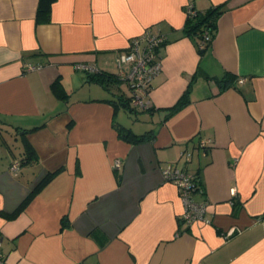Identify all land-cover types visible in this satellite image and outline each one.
<instances>
[{
    "label": "crops",
    "instance_id": "obj_1",
    "mask_svg": "<svg viewBox=\"0 0 264 264\" xmlns=\"http://www.w3.org/2000/svg\"><path fill=\"white\" fill-rule=\"evenodd\" d=\"M38 2L0 0V264H264V0H54L42 23ZM188 4L224 6L202 54L184 31ZM145 30L166 36L161 69L147 107L128 112L110 101L125 81L75 66L117 76L118 53ZM169 165L199 176L208 222L180 219Z\"/></svg>",
    "mask_w": 264,
    "mask_h": 264
},
{
    "label": "built area",
    "instance_id": "obj_2",
    "mask_svg": "<svg viewBox=\"0 0 264 264\" xmlns=\"http://www.w3.org/2000/svg\"><path fill=\"white\" fill-rule=\"evenodd\" d=\"M195 9L191 4L186 5V15H194ZM209 35L204 34L203 40H208ZM166 42V36L162 33H155L151 30H145L139 36L133 37L127 46L118 53L116 58L118 66V78L127 83L131 106L138 109L147 107L148 102L144 100L148 94L150 82L152 78L160 71V49ZM203 43L200 44V47ZM79 70L90 73L98 72V68L92 64L78 63L75 66ZM41 68L40 64H26V69L33 70ZM240 78L238 81L242 82ZM209 140H202L201 145L205 146ZM184 155V156H183ZM184 159L190 157V152L181 153ZM115 168L121 167V160L116 159L113 162ZM19 162H14L11 166L12 170H18ZM164 180L172 182L178 189L183 210L181 220L186 223L194 221L208 222L205 218L206 201H198L194 198V193L201 191L197 188L195 174L183 170L176 166H167L162 170ZM234 231L229 230L226 235L229 236Z\"/></svg>",
    "mask_w": 264,
    "mask_h": 264
},
{
    "label": "trees",
    "instance_id": "obj_3",
    "mask_svg": "<svg viewBox=\"0 0 264 264\" xmlns=\"http://www.w3.org/2000/svg\"><path fill=\"white\" fill-rule=\"evenodd\" d=\"M54 0H39L36 10V21L38 23L42 22H48L50 20V11L51 6ZM224 11L223 4L210 6L205 11H199L195 10L194 15H187L186 22L184 25V31L191 35L195 40L196 44L198 46L199 52L202 54L208 46L211 44L212 39L214 37L216 28H217V20L219 16ZM207 33L209 35L208 40H203L204 34ZM203 43V46L200 47V44ZM91 80L104 84V86H108L111 83H116L120 79L117 76H114L112 74H105L101 72L96 73H90L88 76ZM232 78V75L229 73H225V75L218 79L219 83H222V86L230 81ZM52 90L58 95L59 97H65V93L63 92L60 83L56 80L51 84ZM187 91L183 93L177 101L169 108V113H173L174 111L181 108L184 104L188 102L187 98ZM116 96L112 98L110 101L114 102L116 107H123L128 112H134L135 108L131 106V96H123V94H115ZM118 133L121 137H123L125 140L130 142H140L144 139H150L153 136L150 133H143V134H134L129 129L124 130L123 128L117 127ZM26 152V155L31 152L29 147H26L24 150ZM55 172L47 173L38 183L37 185L21 200V202L18 204V206L12 211V212H2V215L6 217L7 219H14L24 208L25 206L30 202V200L33 198V196L41 189L43 188L53 177ZM196 182H197V188L201 189L202 192L203 189L201 188V181L198 175L195 174ZM198 191L195 192L199 193ZM181 219V218H180Z\"/></svg>",
    "mask_w": 264,
    "mask_h": 264
},
{
    "label": "rangeland",
    "instance_id": "obj_4",
    "mask_svg": "<svg viewBox=\"0 0 264 264\" xmlns=\"http://www.w3.org/2000/svg\"><path fill=\"white\" fill-rule=\"evenodd\" d=\"M120 87V88H119ZM113 91L114 92H117L118 94H122L123 92H128L127 91V85L125 84V83H123V82H120V83H118V84H114V86H113ZM118 112H120V110H118ZM121 114V113H120ZM15 134V133H14ZM11 136V135H10ZM9 138V141H10V143H13L12 145H13V149H14V151H16V150H18V148H20L21 147V145H20V142H17L16 143V141L14 140V136H11V137H8Z\"/></svg>",
    "mask_w": 264,
    "mask_h": 264
}]
</instances>
